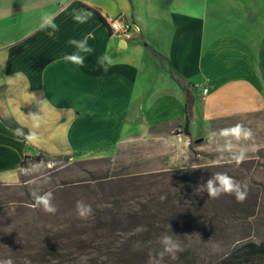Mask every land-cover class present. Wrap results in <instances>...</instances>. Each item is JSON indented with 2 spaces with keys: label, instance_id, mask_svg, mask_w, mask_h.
<instances>
[{
  "label": "crops",
  "instance_id": "obj_1",
  "mask_svg": "<svg viewBox=\"0 0 264 264\" xmlns=\"http://www.w3.org/2000/svg\"><path fill=\"white\" fill-rule=\"evenodd\" d=\"M88 13L86 23L73 19ZM45 14L59 26L52 35L40 30ZM117 17L138 31L113 34ZM89 33L83 66L63 60L77 52L68 41ZM105 55L107 71L97 63ZM172 69L190 85L188 135ZM261 113L264 0H0V184L19 180L26 156L113 158L135 143L165 166L186 164L216 129Z\"/></svg>",
  "mask_w": 264,
  "mask_h": 264
},
{
  "label": "rangeland",
  "instance_id": "obj_2",
  "mask_svg": "<svg viewBox=\"0 0 264 264\" xmlns=\"http://www.w3.org/2000/svg\"><path fill=\"white\" fill-rule=\"evenodd\" d=\"M237 124L242 126L239 139L223 134ZM244 130L252 136L244 138ZM191 131L199 139L202 125L194 124ZM150 148L135 143L113 158L50 157L27 174L22 169L16 183L0 184V264H116L113 250L98 249L111 240L107 233L93 229L98 221L107 219L101 211L112 209V215L118 211L129 215L155 199L159 203L175 199L186 206L193 202V219L205 224L200 233L182 230L174 238L180 254L175 252V259L165 254L163 264H222L228 258L246 264L244 246L264 242V113L235 119L227 127L216 129L207 142L192 146L186 164L165 166L161 155ZM241 155L243 162L237 164L235 160ZM189 164L196 169L187 187H176L164 173ZM201 166L213 167L202 170ZM217 172L247 184V197L242 203L233 195L208 197L202 184ZM49 191L58 209L54 215L34 206L32 193ZM78 200L91 206L92 213L86 219L76 213ZM180 213L185 214L183 209ZM164 214L165 218L171 216L169 211ZM124 223L127 228L129 223ZM118 236L125 240L129 234ZM188 247L191 252L185 258L182 254ZM148 258L144 255L137 263L146 264ZM250 260L264 264V256Z\"/></svg>",
  "mask_w": 264,
  "mask_h": 264
},
{
  "label": "trees",
  "instance_id": "obj_3",
  "mask_svg": "<svg viewBox=\"0 0 264 264\" xmlns=\"http://www.w3.org/2000/svg\"><path fill=\"white\" fill-rule=\"evenodd\" d=\"M152 52L156 56L161 57V55L154 50H152ZM171 76L186 95L185 133L188 135V126L193 105L190 85L173 69L171 70ZM49 160L50 157L42 154H38L33 157L26 156L21 163V168L23 170L26 168L30 169V165H38ZM209 167L213 166H201L200 169L207 170L210 169ZM194 169H196L195 165L189 164L181 168L164 171V173H167V175L171 177V180L176 187H187L189 185V177L195 174ZM137 179L141 178H134V180ZM149 203L147 205L148 207L145 209L129 215L120 213L119 211L112 215V209H104L101 211L100 214L106 216L107 219L98 221L94 225L93 229L96 232L107 233L111 237V240L109 242H104L98 249L108 251L113 250L116 264H138L137 262H139V259L142 256H149L150 253H159L163 250V245L159 242L158 238L164 233L172 235L174 239L182 232V230L194 229L198 233L204 230L205 224L199 225V223L193 219L192 215L196 207L193 202L189 203L188 206L184 205V202H177L175 199L165 203H159L157 199H155ZM182 209L185 212L183 216H181L180 213ZM164 211H169L171 216L169 218H165ZM124 216L127 217L124 218ZM142 220L146 222L142 223ZM124 222L129 223L127 228L123 227L125 225ZM122 233L129 234V236L125 240L120 239L118 235ZM244 249H246L245 255L247 256L246 264H263L252 262L250 258L255 256H264V242L260 244H255L253 242L247 243L244 246ZM186 251L187 252L182 254V256L188 258L189 253L191 252V247H188ZM178 253L180 254V251L177 252V254ZM222 264L240 263H234L231 258H228Z\"/></svg>",
  "mask_w": 264,
  "mask_h": 264
},
{
  "label": "clouds",
  "instance_id": "obj_4",
  "mask_svg": "<svg viewBox=\"0 0 264 264\" xmlns=\"http://www.w3.org/2000/svg\"><path fill=\"white\" fill-rule=\"evenodd\" d=\"M90 13L88 14H76L74 15L73 19L77 23H86L88 18L90 17ZM55 17L49 14H45L42 17L40 30H44L47 28H51L52 32L49 35L54 34L56 31L59 30V26L54 22ZM91 33L87 36L83 37L81 40L70 39L68 44L74 46L77 49V52L74 53H66L62 59L66 62H71L77 64L79 66H83L84 64V57L81 56L80 52H87L91 53L93 49L88 46L87 40L91 37ZM106 61V63H105ZM97 63L105 70H108V66H111L110 58L105 55L99 57L97 59ZM34 120H37L36 126L38 125V115H32ZM15 134L18 136H24L25 139L29 142L35 143L38 140V136L35 132H29L25 134L21 128H17L14 130ZM242 133V126L237 124L232 129L224 130V135H233L237 139L241 137ZM244 138H250L252 133L248 130L243 131ZM243 155L236 158L235 162L240 164L243 162ZM34 165H30V168H34ZM26 174L28 173L29 169L23 170ZM202 187L207 192L209 198H219L221 195H233L237 202L242 203L247 197V184H242L241 181L234 179L231 176H228L226 173L217 172L211 174L210 177L207 178L206 182L202 184ZM34 197V206L41 208L45 213L54 215L57 212V207L53 203L54 196L52 192H44L43 194H38L33 192ZM76 213L77 215L82 218L86 219L91 213L92 209L91 206L86 204L83 200H78L76 202ZM175 235V234H174ZM159 242L163 245V250L156 254H149V258L146 264H163V258L165 254L171 255L173 259L176 258L175 252L180 251V246L177 241L173 239L172 235H168L167 233L162 234L158 238ZM11 264V262H9Z\"/></svg>",
  "mask_w": 264,
  "mask_h": 264
},
{
  "label": "built area",
  "instance_id": "obj_5",
  "mask_svg": "<svg viewBox=\"0 0 264 264\" xmlns=\"http://www.w3.org/2000/svg\"><path fill=\"white\" fill-rule=\"evenodd\" d=\"M115 19L114 29H110L111 32L117 36L129 37L132 31H138L137 26L132 25L130 22L126 21L122 17H117ZM203 93H207V90L204 89Z\"/></svg>",
  "mask_w": 264,
  "mask_h": 264
},
{
  "label": "bare ground",
  "instance_id": "obj_6",
  "mask_svg": "<svg viewBox=\"0 0 264 264\" xmlns=\"http://www.w3.org/2000/svg\"><path fill=\"white\" fill-rule=\"evenodd\" d=\"M115 27V20L110 22V29H114Z\"/></svg>",
  "mask_w": 264,
  "mask_h": 264
}]
</instances>
